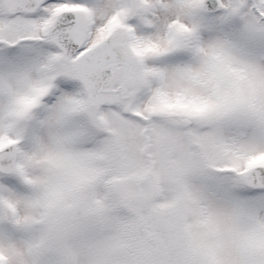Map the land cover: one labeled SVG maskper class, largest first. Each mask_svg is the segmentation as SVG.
<instances>
[{
    "label": "snow or ice",
    "instance_id": "snow-or-ice-1",
    "mask_svg": "<svg viewBox=\"0 0 264 264\" xmlns=\"http://www.w3.org/2000/svg\"><path fill=\"white\" fill-rule=\"evenodd\" d=\"M0 264H264V0H0Z\"/></svg>",
    "mask_w": 264,
    "mask_h": 264
}]
</instances>
